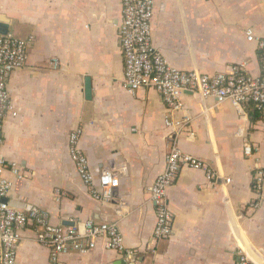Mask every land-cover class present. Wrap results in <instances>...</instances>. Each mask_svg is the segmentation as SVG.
I'll return each instance as SVG.
<instances>
[{
    "label": "crops",
    "instance_id": "1",
    "mask_svg": "<svg viewBox=\"0 0 264 264\" xmlns=\"http://www.w3.org/2000/svg\"><path fill=\"white\" fill-rule=\"evenodd\" d=\"M121 18L122 0H0V24L15 37L34 38L9 83L18 117L5 121L2 156L18 175L5 173L13 183L6 202L25 213L38 208L55 226L116 223L134 253L130 259L99 243L86 255L65 256L64 264H236L243 255L264 264L263 117L253 103L236 108L187 93L183 109L171 111L155 90L130 93ZM249 31L264 40V0H155L152 43L181 71L261 76ZM74 132L90 169L120 179L113 200L95 199L78 175L70 156ZM172 145L220 179L182 169L168 191L172 235L153 243L157 209L149 189ZM36 233L32 225L21 231L18 264H52Z\"/></svg>",
    "mask_w": 264,
    "mask_h": 264
},
{
    "label": "built area",
    "instance_id": "2",
    "mask_svg": "<svg viewBox=\"0 0 264 264\" xmlns=\"http://www.w3.org/2000/svg\"><path fill=\"white\" fill-rule=\"evenodd\" d=\"M154 11L155 0H122L118 36L124 58L123 86L126 90L132 94L140 89L155 90L171 111L183 109V96L187 93L196 94L203 99L213 98L220 103L229 101L236 108L253 103L264 119V71L261 76L252 77L243 75L236 69L216 75L177 69L156 51L152 43ZM247 34L249 41L258 44L264 66V40L254 39L252 31ZM33 41L32 36L22 39L11 34L0 35V264H18L20 233L30 225L37 229L36 241L49 249L52 264H64V257L71 253L86 255L94 251L99 243H103L104 249L126 253L131 259L134 253L126 251L124 237L116 223L89 221L83 226H55L50 223L48 215L38 208L25 213L4 202L13 186L5 173L10 169L13 174L18 175L17 165L8 164L2 156L5 121L8 116L18 117L9 83L13 73L26 65ZM176 125L181 128L180 123ZM80 141L78 132L70 134V156L78 175L90 187L95 199L113 200L120 187V179L109 171L96 175L90 169ZM245 154L251 156L252 147L246 145ZM184 168L203 171L210 182L220 179L219 174L205 161L183 152L178 145H172L166 157L164 171L149 189L150 199L157 209L153 243H159L172 235L174 216L168 204V191ZM262 177L260 173L258 185H261ZM55 194L60 197L59 191ZM236 264L252 263L243 255Z\"/></svg>",
    "mask_w": 264,
    "mask_h": 264
},
{
    "label": "water",
    "instance_id": "3",
    "mask_svg": "<svg viewBox=\"0 0 264 264\" xmlns=\"http://www.w3.org/2000/svg\"><path fill=\"white\" fill-rule=\"evenodd\" d=\"M9 34V30L7 25H5L4 23L0 24V35H8ZM85 92H86V98L88 100H90L91 96H92V87H91V82L89 79H86L85 82ZM4 202H6V199L4 200Z\"/></svg>",
    "mask_w": 264,
    "mask_h": 264
},
{
    "label": "trees",
    "instance_id": "4",
    "mask_svg": "<svg viewBox=\"0 0 264 264\" xmlns=\"http://www.w3.org/2000/svg\"><path fill=\"white\" fill-rule=\"evenodd\" d=\"M255 106V105H254ZM256 107V106H255Z\"/></svg>",
    "mask_w": 264,
    "mask_h": 264
}]
</instances>
